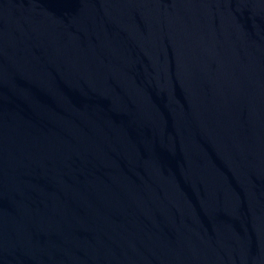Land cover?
Returning a JSON list of instances; mask_svg holds the SVG:
<instances>
[{
	"label": "water",
	"instance_id": "95a60500",
	"mask_svg": "<svg viewBox=\"0 0 264 264\" xmlns=\"http://www.w3.org/2000/svg\"><path fill=\"white\" fill-rule=\"evenodd\" d=\"M0 264H264V0H0Z\"/></svg>",
	"mask_w": 264,
	"mask_h": 264
}]
</instances>
